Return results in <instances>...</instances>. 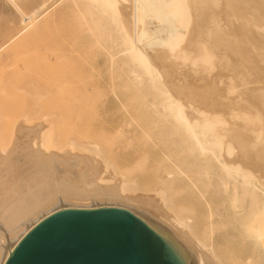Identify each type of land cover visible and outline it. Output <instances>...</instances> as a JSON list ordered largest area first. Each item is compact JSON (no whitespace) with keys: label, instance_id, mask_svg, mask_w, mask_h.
Listing matches in <instances>:
<instances>
[{"label":"bare ground","instance_id":"bare-ground-1","mask_svg":"<svg viewBox=\"0 0 264 264\" xmlns=\"http://www.w3.org/2000/svg\"><path fill=\"white\" fill-rule=\"evenodd\" d=\"M6 1L25 25L10 40L47 6ZM71 1L141 108L132 134L163 159L144 180L115 173L98 145L57 146L49 117L1 128L0 262L52 210L113 203L159 221L197 264H264V0Z\"/></svg>","mask_w":264,"mask_h":264},{"label":"rangeland","instance_id":"rangeland-1","mask_svg":"<svg viewBox=\"0 0 264 264\" xmlns=\"http://www.w3.org/2000/svg\"><path fill=\"white\" fill-rule=\"evenodd\" d=\"M44 1L47 6L34 18L37 22L19 38L10 40L25 25L21 24L22 16L6 0H0V129L10 130L22 119L37 123L49 117L58 127L57 133L63 134L62 137L56 133L57 146L69 147L71 141L77 145H98L103 151L102 161L107 160L120 170L113 169L115 173L154 179L163 153L159 147L147 143L141 134H132L137 130L136 122L141 120L137 116L141 108L131 98L130 89L124 92L119 73L111 70L105 49L89 33H92L91 26L84 18L82 23V9L71 0H30L21 8L29 14ZM175 73L169 75L176 78L178 73ZM72 134L78 140L84 138L78 142L75 137L74 140L68 137ZM3 135L0 144L5 142V136L9 137L6 141L10 139L9 135ZM147 187L152 189L154 185ZM146 192L135 194L149 195Z\"/></svg>","mask_w":264,"mask_h":264},{"label":"water","instance_id":"water-1","mask_svg":"<svg viewBox=\"0 0 264 264\" xmlns=\"http://www.w3.org/2000/svg\"><path fill=\"white\" fill-rule=\"evenodd\" d=\"M0 264H197V257L150 215L112 203L52 210Z\"/></svg>","mask_w":264,"mask_h":264}]
</instances>
